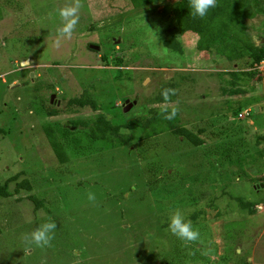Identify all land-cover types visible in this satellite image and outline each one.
Returning a JSON list of instances; mask_svg holds the SVG:
<instances>
[{"label": "rangeland", "instance_id": "374dc122", "mask_svg": "<svg viewBox=\"0 0 264 264\" xmlns=\"http://www.w3.org/2000/svg\"><path fill=\"white\" fill-rule=\"evenodd\" d=\"M177 1L135 9L129 0H0V185L18 176L32 187L0 198V264H264L262 173H253L244 152L217 149L230 138L223 134L229 123L264 133V63L245 78V94L223 93L231 87L222 74L235 64L198 52L195 34H175ZM73 8L76 24L64 38L60 12ZM248 26L255 45H264V17ZM174 35L175 50L165 48ZM173 81L167 108L181 126L205 130L201 147L132 129L121 131L130 150L95 142L85 154L67 151L64 164L53 153L44 127L77 117L47 116L52 95V104L66 103L86 89L100 113L121 124L148 117L159 87ZM125 100L136 103L124 113ZM239 105L250 115L232 120ZM240 199L258 206L247 212ZM176 210L199 232L197 241L167 230ZM45 222L56 224L49 246L29 247L25 235Z\"/></svg>", "mask_w": 264, "mask_h": 264}, {"label": "trees", "instance_id": "16d2710c", "mask_svg": "<svg viewBox=\"0 0 264 264\" xmlns=\"http://www.w3.org/2000/svg\"><path fill=\"white\" fill-rule=\"evenodd\" d=\"M157 1L162 0H129L130 7L135 9L151 5ZM189 4L190 0H178L170 9L176 28L175 34L177 36H182L187 32L195 34L197 36L195 48L198 52L215 54L225 60L227 64H235L230 71L222 74V77L225 75L229 76L225 85L231 87L230 89L227 88V90L222 89V92H227L233 97L245 94L241 86L247 80L245 78H252L258 72L260 64L264 63V45H255L248 28L249 20L260 16L264 17V0H217L216 7L211 9L203 19L194 18L190 14ZM176 35L163 41L165 48H173L174 43H177ZM91 51L96 54L98 52L93 49ZM101 60L108 63L106 56H102ZM112 61L115 66L123 67L121 58L115 57ZM239 63L243 64L247 70H238ZM177 87L178 83L175 81L162 84L152 99L151 107L152 104L154 106L147 110L148 117L143 121L133 119L124 121L121 124H112L110 119L100 113L97 103L92 98L93 94L86 89L77 96L68 99L66 103L56 100L55 104H49V99H47V116L57 117L60 114H67L77 117V119L70 120L68 124L55 123L47 125L43 129L44 134L61 164L66 163L68 160L67 151L75 154H85L92 147L91 144L95 142L114 144L130 150L129 147H132L130 136L128 137L121 133L122 130L149 129L148 134L145 136L147 138L167 132L171 136L182 139L194 147H201L204 145V141L201 138L205 134L203 128L194 132L185 126H181L177 111L173 119H164V116L172 110L167 108V104L174 102ZM165 88L174 90V94H170L166 102L161 96V92ZM243 109V106H237V111L233 117L235 119L231 118L232 116L229 117L232 120L240 121L239 115H241V111L246 112L243 118L248 117L250 113ZM88 111L95 114V116L86 119L79 118L82 114L87 116L89 114ZM226 126V131L223 134H228L230 138L228 142H225L217 149H229L235 155L244 152L246 157H250V161L246 163L251 165V168H254V170L251 169L253 173H262L261 178L264 179V133L258 130L254 131L252 128L244 127L243 125H238L237 129L232 130L231 123ZM208 133L212 138L215 137L212 130ZM215 134L218 136L221 135V132L219 131ZM137 146H141V144L138 143ZM252 151L255 152V156L249 154ZM254 163L257 164L255 165ZM17 178L18 176H14L0 185V198L11 197L12 194H19L23 190H32L28 180L17 182ZM10 183L15 184L12 191L9 190ZM254 187L260 188V184H255ZM31 199L33 198L31 197ZM238 202L240 208L247 212H253L254 208L258 206V204L241 199Z\"/></svg>", "mask_w": 264, "mask_h": 264}, {"label": "clouds", "instance_id": "9594fccd", "mask_svg": "<svg viewBox=\"0 0 264 264\" xmlns=\"http://www.w3.org/2000/svg\"><path fill=\"white\" fill-rule=\"evenodd\" d=\"M217 0H190V14L194 18L203 19L209 11L216 7ZM76 9L62 10L60 12L61 18L66 21L64 26L58 30V34L64 38H70L72 30L76 24ZM71 18V19H70ZM174 94L173 89L165 88L161 92L163 100L166 102L169 99V95ZM176 110L172 109L168 112L164 119L171 120L175 117ZM88 200L93 201L95 196L92 193L88 194ZM56 224L54 222H45L40 224L34 231L26 234L24 239L29 247L35 246L37 248L48 247L52 238ZM167 230L175 236L178 240L184 243H191L199 239V232L194 229L190 221L186 220L179 210L172 212L169 216Z\"/></svg>", "mask_w": 264, "mask_h": 264}, {"label": "water", "instance_id": "95a60500", "mask_svg": "<svg viewBox=\"0 0 264 264\" xmlns=\"http://www.w3.org/2000/svg\"><path fill=\"white\" fill-rule=\"evenodd\" d=\"M91 49L96 50V51L99 50L98 47H91ZM28 63H29L28 61H23V62H21V65L22 66H25ZM52 99H53V95L51 96V99H50L51 103H52ZM135 103H136L135 101H133V102L130 103L129 100H125L124 101V104H123V111H124V113L127 112L128 109L131 108V106L134 105ZM256 109H257V107H256Z\"/></svg>", "mask_w": 264, "mask_h": 264}, {"label": "built area", "instance_id": "2783aa9c", "mask_svg": "<svg viewBox=\"0 0 264 264\" xmlns=\"http://www.w3.org/2000/svg\"><path fill=\"white\" fill-rule=\"evenodd\" d=\"M244 114H246V112ZM239 117H241V116L239 115Z\"/></svg>", "mask_w": 264, "mask_h": 264}, {"label": "flooded vegetation", "instance_id": "af4514ba", "mask_svg": "<svg viewBox=\"0 0 264 264\" xmlns=\"http://www.w3.org/2000/svg\"><path fill=\"white\" fill-rule=\"evenodd\" d=\"M133 102V101H132ZM123 109V108H122Z\"/></svg>", "mask_w": 264, "mask_h": 264}]
</instances>
